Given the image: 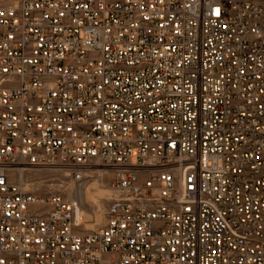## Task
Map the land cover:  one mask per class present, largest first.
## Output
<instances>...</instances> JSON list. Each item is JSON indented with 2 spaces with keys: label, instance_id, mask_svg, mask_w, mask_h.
Here are the masks:
<instances>
[{
  "label": "built area",
  "instance_id": "obj_1",
  "mask_svg": "<svg viewBox=\"0 0 264 264\" xmlns=\"http://www.w3.org/2000/svg\"><path fill=\"white\" fill-rule=\"evenodd\" d=\"M93 164L89 233L8 173ZM0 264H264V3L0 0Z\"/></svg>",
  "mask_w": 264,
  "mask_h": 264
},
{
  "label": "rangeland",
  "instance_id": "obj_2",
  "mask_svg": "<svg viewBox=\"0 0 264 264\" xmlns=\"http://www.w3.org/2000/svg\"><path fill=\"white\" fill-rule=\"evenodd\" d=\"M237 1L264 3V0ZM99 168L93 164L89 173ZM24 169V171L11 169L8 172L11 180L19 183L24 191L34 195H58L65 200L76 201L82 214L81 231L84 233L97 231L103 226L110 197L105 196L103 190H108L111 178L109 171L103 169L100 173L93 172V177L76 183L68 170L61 167Z\"/></svg>",
  "mask_w": 264,
  "mask_h": 264
},
{
  "label": "bare ground",
  "instance_id": "obj_3",
  "mask_svg": "<svg viewBox=\"0 0 264 264\" xmlns=\"http://www.w3.org/2000/svg\"><path fill=\"white\" fill-rule=\"evenodd\" d=\"M24 170H25V169H20V171H24ZM102 170H103V169L99 168V169H97V170H95V171H92V172L89 173L88 177L92 176V173H93V172H98V173H100ZM92 177H93V176H92ZM98 177H99V176H98ZM101 193H102V191H101ZM103 193H104L105 196H109V195H110V191H109V189H108V190H103ZM101 195H102V194H101Z\"/></svg>",
  "mask_w": 264,
  "mask_h": 264
}]
</instances>
